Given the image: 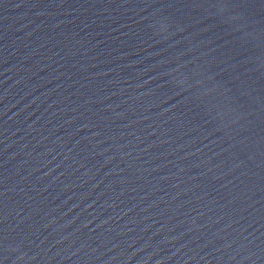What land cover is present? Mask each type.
Wrapping results in <instances>:
<instances>
[{
    "label": "water",
    "instance_id": "95a60500",
    "mask_svg": "<svg viewBox=\"0 0 264 264\" xmlns=\"http://www.w3.org/2000/svg\"><path fill=\"white\" fill-rule=\"evenodd\" d=\"M0 264H264V0H0Z\"/></svg>",
    "mask_w": 264,
    "mask_h": 264
}]
</instances>
